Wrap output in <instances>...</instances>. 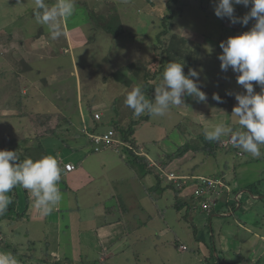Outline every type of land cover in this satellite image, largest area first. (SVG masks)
<instances>
[{
	"label": "crops",
	"instance_id": "obj_1",
	"mask_svg": "<svg viewBox=\"0 0 264 264\" xmlns=\"http://www.w3.org/2000/svg\"><path fill=\"white\" fill-rule=\"evenodd\" d=\"M60 19L62 20V24L65 23L63 22V18ZM66 26L65 24L64 33L66 39L71 41L69 30ZM2 31L3 33L5 32L4 30ZM17 42L18 38H16V48L13 46L11 48L12 51H6L5 48L8 44L4 45L0 41V76L6 81V76L12 75L10 85L16 86L14 87L16 91L15 102L10 100L12 97L8 91L3 94V97L0 93V128L5 127V134L0 136V148L15 146L25 149L30 154V157L36 160L43 156H54L61 170L58 188L60 192L61 190L64 191L61 192L64 196L62 195L59 204L54 207L50 214L45 215L35 207L34 198L28 190L19 185L16 187L19 197L18 211L21 212L27 209L28 214L27 220L16 223L21 222L28 225L30 222L48 223L50 221L51 226L53 225L51 238L48 239L46 237V245H42V252H37L35 248L33 254L36 258L32 260L33 264L38 261L37 258H46L47 262L55 264L57 257H67L66 255H69V253L67 254L64 251L65 247H62L60 240L62 232L66 233L61 220L67 216H70V218L77 216L79 223L86 220L90 225L87 230L80 229L77 239L83 248L97 251V254H86L87 259H92L91 261L89 260L91 264H99V262H108L109 264L113 261L114 257L125 250L134 252V254H137V252L141 254L142 251L144 254H147L165 242H169L175 249L176 261L179 260V264H185L182 262L181 255L186 260V253L194 256V258H199L205 263L212 259L216 264H264L263 155L259 156L256 160H254L256 157L252 155L253 159L243 161L240 165V169L242 170L238 172H235L239 169H235L236 166H234L233 170L224 168L218 172H211L215 173L216 176L224 177L230 186V191L218 199L217 204H215L216 207L214 206L215 208L210 212L198 209L194 203L191 206L188 200L192 195L188 192L183 194L180 191L176 192L168 184H163L162 196L157 198L154 196V193L156 190L155 184L159 183V179L157 178L159 175L157 174L158 171L150 166L149 160V165L147 163L145 166L142 157H139L138 161L134 157H130L131 162L128 163L124 159L122 151L118 152L110 148L108 149L109 152H105L103 149L95 151L92 142L85 133L86 128L93 132L102 133L100 130L105 125L110 127L116 126V129L117 125L120 127H130L131 123L138 121L139 118L134 115L133 110L126 103L124 113H122L123 110H118L115 103L108 105L106 102L101 101L96 104L98 108L91 106L90 102L84 104L83 99L80 100L82 87L80 86L79 79H77L79 107L76 114L71 115L67 106L61 105V102L64 100L62 93H58L57 99H55L51 91L46 94L45 88L37 82V79L44 78L45 87H47L51 85L53 77L57 76L52 74L51 79L49 77L50 81L48 78L43 77L42 69L34 67L35 64L32 56L36 49L22 48ZM55 42L59 43L60 40L56 38ZM46 44H48L47 48L44 47V44L39 45L52 56L55 52L52 44H49V41H46ZM65 50V52H68V49ZM11 52L15 55H12ZM154 54L153 52L152 59L158 62V56L154 57ZM150 59L147 62H150ZM141 68L143 72L137 76L128 67L137 80H141L143 76L145 77L142 89L145 90L149 85L153 86L155 90L159 88L161 84H159L158 76L164 73V68L166 67L162 68L161 73L158 75L145 72V65ZM28 72L32 73L33 76L30 77ZM9 87V85H6L5 90L9 89ZM151 95L154 104L155 94L152 93ZM53 99L55 101H52ZM185 100H187L188 104H180L177 106V109L179 108L178 112L183 117H189L191 99L190 97H185ZM67 102H69L68 97ZM230 106L232 107V105ZM218 108L223 110L227 107L223 105V107ZM98 112L101 113L99 120L94 116V113ZM145 114L143 115L145 116ZM8 117L12 119L9 120ZM150 117L146 121H149ZM12 120H14V123H12ZM12 125L15 126L14 134H10L11 130H9V127ZM139 131L140 129H136L135 127L132 136L138 146V149L135 148L136 151H144V154L160 165H162L164 160L167 162L165 154L176 152L186 142L193 144L195 147L190 148L182 157L174 158L176 160L173 159L174 161L172 160L165 166H162L163 168L176 170L180 174L203 175L197 174L196 170L189 164L191 156H195L197 152H204L202 148L196 146L195 138L190 139L195 143H192L188 139L183 144L174 141L167 143L162 140L165 139L164 137L158 139V137L151 136L152 141L159 146L158 151H154L152 154L150 152L151 149H148L144 143L145 138L140 139L137 136V133H140ZM48 136L54 138L52 139V137L49 138ZM221 139L227 140L226 138ZM232 147H235L238 156L244 155L241 148L235 145L225 148L230 150ZM133 151L136 155H144L137 153L135 150ZM204 153L208 156L213 155L207 154V152ZM150 155H155L158 159H154ZM69 162L74 163L76 168L72 171H64L65 163ZM137 165L145 167L144 172L143 170L141 171L140 167V171L145 174L143 178H139L137 174ZM225 167H227V163H225ZM148 172L154 173L155 179L147 174ZM64 176L67 177L66 182L76 189L74 190L77 193L76 197H74L72 190L69 191V186L65 187L61 183ZM124 178L127 180L120 183L117 189L116 184ZM163 182L161 181L160 183ZM137 185H142L144 189L143 192L140 191L141 206H139V211L137 208L131 207L130 212L127 210L126 214H116L115 205L109 206L106 204V200H116V197L119 200L120 192L122 191L124 193L129 190L131 194H134L137 190ZM149 188H152L153 191ZM86 189H92L93 192L90 193V196H92L89 197L90 201L86 200L87 204L84 202L85 207H83V203L80 200V192L82 193ZM66 195L67 201L64 198ZM72 196L75 198V202L72 201ZM162 199L164 202L161 203ZM63 200L66 202L65 206L62 205ZM137 215L141 218L139 222H137V217L133 221V217ZM89 217H94L91 222L92 225L89 223ZM207 218H209V221L206 220ZM55 222L57 225L54 226ZM72 228H79V225H72ZM197 228L201 231V240L205 241L209 237L206 239L209 240L207 244L208 251H203V253L197 249V247L201 248V245H199L201 241L196 232ZM14 231V229L10 230L9 236ZM140 231L143 233H140ZM187 231L190 232L188 236L192 237L195 243L192 240L190 242L185 241L182 235ZM16 233L18 234L17 228ZM26 234L29 236L30 232L27 230ZM4 235L8 240V234L5 232L4 234L3 232L0 234V239ZM18 245H23V243L16 236V247ZM67 247L71 249L69 244ZM0 252H2L1 249ZM83 264L86 263L84 262Z\"/></svg>",
	"mask_w": 264,
	"mask_h": 264
},
{
	"label": "rangeland",
	"instance_id": "obj_2",
	"mask_svg": "<svg viewBox=\"0 0 264 264\" xmlns=\"http://www.w3.org/2000/svg\"><path fill=\"white\" fill-rule=\"evenodd\" d=\"M44 2L50 8L55 5L56 0H44ZM217 3L218 0H74L73 14L67 18L61 17L63 18V22H65L63 24L60 18L57 20L62 32L58 37L60 42L57 43L55 39L51 38L48 25L41 24L37 21V16L40 15L42 10L36 8L35 0H0V41L4 45L8 44L5 48L6 51H12L11 48L13 46L16 48V38H18L17 43H19L22 48L36 49L32 56L35 64L34 67L42 69V73L44 74L43 77L48 79L49 77L51 79L52 74L57 76L53 77L50 86L45 87L44 78L37 79L38 84L45 88L46 94L51 91L55 99H57L58 93H62L64 100L61 102V105L67 106L71 115L76 114L79 107L77 79H79L80 86L82 87L80 100L83 99L84 104L90 102L91 106L98 108L96 104L101 101L106 102L108 105L115 103L118 110H123L122 113H124L127 93L137 86L142 89V85L145 82L144 76L141 80H137L135 75H133L134 71H132L133 74L130 72L128 69L130 63H135L138 67L145 65V72L158 75L161 73L162 68L165 67L163 62L164 58L168 57V54L165 53V48L170 46L172 41L186 39L190 47L197 48L200 46L201 53L199 51L200 55H197L198 63H200L197 68L200 79L198 86L202 85L201 90L206 93L207 101L198 102L196 99L190 97L191 107L189 108V117H183L178 112V105H170L169 110L163 116L151 115L150 120L146 121L147 119L143 118L144 115H141L138 121L130 122L134 128L140 129V133H137V136L140 139L145 138L144 143L148 149L153 150H150L153 154L154 151H158L159 146L152 141L153 139H151V136L158 137V139L164 137L165 139L162 140L167 143L174 141L184 144L185 141L188 139L191 141L193 138L196 139L194 140L196 143L205 142L203 139L198 140L199 137L205 136L206 131H211L218 124H223L231 128L233 132L244 131V129L240 127L238 119L232 114L233 106L237 102L234 96L226 94L228 92H243L242 86L238 85L236 82V76L238 74L234 73L231 67H229L227 72L222 71L220 68L221 62L217 57L222 51L219 47L220 42L226 40L229 36H235L249 30L252 26V22L244 27L239 23L234 25L231 24L228 17L224 19L217 18L213 11ZM247 11L248 9L242 5H237L235 6L234 15L240 17ZM114 16H116V19L110 26L112 25V27H118L122 30V33L118 35L104 29V25L111 21ZM65 24L69 30L71 41L66 39L64 33ZM2 30L5 32L3 33ZM46 41L52 44L53 50L55 51L52 56L40 46L44 44V47L47 48L48 44H46ZM65 49H68V52H65ZM153 52L155 53L154 57H156V55L158 56L159 63L155 59H152ZM192 52L195 53L194 50H192ZM12 55L15 54L12 53ZM149 58L152 60L150 59V62H147ZM186 58H188V53L185 59ZM28 74L30 77L33 76L30 72H28ZM162 75L163 73L158 76L159 84L161 85L164 83ZM11 78L12 75L6 76L5 81L0 76V93L3 97V94L8 91L12 97L10 100L15 102L16 91L14 87L16 86L10 85ZM6 85L10 87L5 90ZM142 91L145 97H148V95L152 93L156 94L154 92L155 88L150 85L147 86L145 90L142 89ZM256 91H260L259 87H256ZM214 94H218L223 102L220 103L215 101L212 98ZM67 97L69 102H67ZM55 99L52 101H55ZM182 104L187 105V100H184ZM223 105L227 108L223 110L218 108L223 107ZM230 105H232V107ZM8 118L9 120L12 119L11 117ZM12 121V123H14V120ZM109 128L111 127L105 125L101 128L100 132H105ZM9 130H11L10 134H14L15 126H10ZM4 132L5 127L0 128V136L4 135ZM231 134L233 133H226L221 136V138L228 139ZM48 137L51 138L52 136ZM53 138L54 137H52V139ZM194 141L191 142L195 143ZM108 149L109 148L103 150L109 152ZM259 149L261 155L264 156V144L259 145ZM241 151L244 152V155L238 156L235 147L228 150L220 146L216 148V152L210 156L205 155V151L197 152L195 156L190 157L189 164L196 170L197 174L206 176L216 175L211 172H218L224 168L233 170L234 166H236L235 169L239 168L235 171L238 172L242 170L240 169V165L243 161L253 159L250 153L243 151L242 148ZM150 156L154 159H158L155 155ZM258 158L259 157H256L254 160ZM225 163H227V167H225ZM140 167L141 171L143 170L144 172L145 170L144 167L137 165V174L139 178H143L145 174L140 171ZM147 174L155 179L154 173L148 172ZM66 178V176L62 177L61 183L65 187L69 186V191L72 190L74 197H76L77 193L74 191L76 189L72 188L71 185L66 182ZM126 180L127 179L124 178L117 183V189L119 184ZM158 182L159 183L155 184L156 190L154 193V196L157 198L162 196V187L167 184L165 181L160 183L161 181L159 180ZM193 189L194 185H190L180 190V192L181 194L188 192L191 195L193 194ZM150 190L153 191L152 188ZM83 191L82 193L80 192V200L81 203H83V207H85L84 202L87 204L86 200L90 201L89 197H92L90 193H92L93 190L86 189ZM140 191H144L143 186L137 185V190L134 194H131L129 190L124 193L122 191L120 192L121 195L119 196V200L117 197L116 200H106V204L109 206L115 205L116 214H126L127 210L130 212L131 207L137 208L139 211V206H141ZM61 192L64 191L61 190ZM62 195L64 196V194ZM67 195L64 197L65 201H67ZM74 197L72 196L71 199L75 202ZM65 201L62 203L63 206L66 204ZM188 201L191 206L192 203H195L193 196H191ZM160 202L162 203L164 200L162 199ZM89 213L91 212L89 211ZM113 213L115 214V212ZM67 217L61 220L66 233L62 232L60 240L62 247H65L64 251L67 252V254L69 253V255H66L67 257H57V259H55V264H83L84 262L86 264H91L90 261L92 259H87L86 254H97V251L83 248L80 246L79 240L77 239L80 229L87 230L90 225L86 220L79 223L77 216L73 218H70V216ZM135 217H137V222L141 220L137 215L133 217V221ZM93 219L94 217L88 218L91 225ZM5 220L6 219L1 217L0 222L4 225L3 229L4 232L8 234V240L16 246L17 236L18 240L23 243V245L17 246V250L20 253L19 256L21 257L26 253H33L35 248L37 252H42V247L46 245V237L48 239L51 238L53 225L51 226L49 223L50 221H48V223L30 222L28 225L27 223L21 222L8 225ZM206 220L209 221V218ZM55 225H57L56 222L54 223V226ZM72 225H79V228L74 229ZM12 228L15 231L17 228L18 234H15L14 231L9 236L10 230H13ZM27 230L30 232L29 236L26 234ZM196 232L200 239L201 231L197 228ZM140 233L143 232L140 231ZM188 235H190L189 231L182 235L185 241L190 242L192 240L195 243V240ZM206 239L205 241L207 242L200 239L201 244L199 243V245H201V248L197 247L202 253L203 251H208L207 244L209 240ZM68 244L71 249H68ZM181 258L182 262L185 264H216L212 259L205 263L199 258H194V256L187 253V261L184 260L183 255H181ZM176 259L175 249L169 242H165L163 245H159L158 248L147 254H144L143 251L141 254L139 252L134 254V252L125 250L114 257L112 259L113 261L110 263L179 264V260L176 261ZM99 264H108V262H99Z\"/></svg>",
	"mask_w": 264,
	"mask_h": 264
},
{
	"label": "clouds",
	"instance_id": "obj_3",
	"mask_svg": "<svg viewBox=\"0 0 264 264\" xmlns=\"http://www.w3.org/2000/svg\"><path fill=\"white\" fill-rule=\"evenodd\" d=\"M35 5L38 10H42L37 21L48 25L52 39L58 38L62 32L57 20L73 14L74 0H56L50 8L44 0H35ZM237 5H242L248 11L240 17L234 15ZM213 11L217 18L228 17L233 25L239 23L246 27L252 22V26L247 31L221 41L219 47L222 51L217 57L222 71L227 72L231 67L238 74L236 82L242 86L243 92L226 94L234 96L237 102L232 114L244 131L233 132L231 128L218 124L211 131H206L205 139L216 141L232 132L237 147L259 157V145L264 144V0H218ZM183 69L184 64L178 62L167 64L163 73L164 83L155 90V104L150 103L137 86L127 93L126 105L139 117L145 113L163 116L170 105L184 103L185 97L206 102L207 95L201 90L202 85L198 86L199 73L189 69L186 75ZM256 87H259V92ZM212 98L223 102L218 94ZM60 175L61 170L54 156H43L38 160L27 158L20 162L16 151L0 150V213L11 203L8 193L19 185L30 192L35 207L42 214H50L62 199L58 188ZM0 264H19V261L11 253L0 252Z\"/></svg>",
	"mask_w": 264,
	"mask_h": 264
},
{
	"label": "trees",
	"instance_id": "obj_4",
	"mask_svg": "<svg viewBox=\"0 0 264 264\" xmlns=\"http://www.w3.org/2000/svg\"><path fill=\"white\" fill-rule=\"evenodd\" d=\"M115 19H116V16L112 17L111 21L106 23L105 29L107 31H109V32L111 31L113 34L118 35L119 33L120 34L122 33V30L119 29L118 27H112V25L110 26V24ZM187 43H188V41H186V39H183V40L177 39V41H172L171 45L165 48V50H166L165 53L168 54V57H165L164 60H163L165 67L167 66V64L169 62H178V63L184 64L183 71H184V73L186 75H187L189 69H195L197 71V68H198V66L200 64V63H198V56L201 53V48H200V46L197 47V48L190 47ZM190 48H191V50H190ZM188 49H189V52H188ZM192 50H194L195 53L192 52ZM199 51H200V53H199ZM187 53H188V58L185 59V57L187 56ZM189 54H190V57H189ZM128 67H129V69H132V71H134L135 74H137V75H139V73L143 72V69L141 67H138L135 63H130L128 65ZM193 79L195 80L196 78H193ZM199 83H200V79H199ZM146 99H148L149 102L153 104V97H152L151 94H149ZM150 116L151 115L146 113L144 118L147 119ZM115 127H113V128H115ZM116 130H117V132L121 133V136L126 141L131 143V145L133 146L134 150L138 149V146H137L136 142H134L135 139L132 137L133 134H134V131H135V128L132 125L130 127H124V126L120 127V126L117 125V129ZM200 139H203L205 142H200V144H199V142L196 143L198 148H202L203 151H205V152L209 151L212 154H214L216 152V148L222 146V142L225 140V139H221L220 138L219 140H216V141H208V140L205 139V136H200L198 140H200ZM194 147L195 146L193 144H189V143H186L185 145L180 146L176 152H173V153H170V154H166V157H167L166 161L167 162H165V160H164L162 165L165 166L166 164H168V162L172 161L174 158L182 157L190 148H194ZM0 150L16 151L17 154H18L20 162H22L23 160H25L27 158H31L30 154L27 152V150L21 149V148H17L15 146L14 147H10V148H0ZM206 150H208V151H206ZM209 152H208V154H211ZM122 153L124 155V159L126 161H128V163L131 162L130 161V157H134L136 161H138L139 157H142V159H143V161L145 163V166L147 165V163L149 165L150 161L148 162L149 158H148V156L146 154H144L143 156H139V155H136V153L132 149H128V148L123 149ZM33 160H36V159H33ZM143 165H142V167H144ZM152 168L154 170H157L158 171L157 174L159 175V170L157 169V167H152ZM159 177H160V175L158 176V179L160 180ZM168 185L172 186L176 190V192L180 191L174 185H171V184H168ZM16 187L10 193H8V195H9V197L11 199V203L7 206V209L5 211L0 213V221H1V217H3L4 219H6L5 222L8 225H12V224H14V223H16L18 221H25V220H27V216H28L27 209H25V210H23L21 212L18 211V199H19V197H18V194L16 192ZM3 226L4 225H2V223L0 222V234L2 232L4 234ZM0 249H1L2 252H7V253L13 254L18 259L19 264H33L34 262L32 260L34 258H36V256L33 253H30V254L26 253L22 257L19 256L20 253L18 252L17 247L13 243L9 242L7 240L6 236L5 237L3 236V238L0 239ZM37 259H38V261H36L35 264H53V263L47 262L46 258H37Z\"/></svg>",
	"mask_w": 264,
	"mask_h": 264
},
{
	"label": "built area",
	"instance_id": "obj_5",
	"mask_svg": "<svg viewBox=\"0 0 264 264\" xmlns=\"http://www.w3.org/2000/svg\"><path fill=\"white\" fill-rule=\"evenodd\" d=\"M94 116L99 120L101 118V113H94ZM85 133L92 142L93 149L95 151H100L105 148L114 149L118 152H121L125 148L134 150L131 143L126 141L113 127L102 133L93 132L86 128ZM222 145L224 147L235 145L232 136L229 137V139L224 140ZM136 152L141 155L144 154V151ZM149 161L151 167H157L160 178L164 179L167 184L174 185L179 190L185 189L190 185H194L192 194L195 199L194 204L202 211H212L215 204H217L218 199L230 191V186L222 176L180 174L176 170L163 168L162 165L151 160V158H149ZM75 168L76 165L71 162L65 163L64 165V171H72Z\"/></svg>",
	"mask_w": 264,
	"mask_h": 264
}]
</instances>
